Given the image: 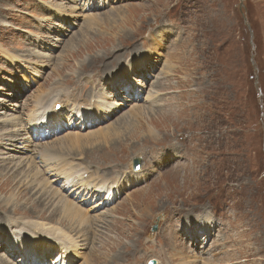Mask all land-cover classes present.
<instances>
[{
  "label": "rangeland",
  "instance_id": "rangeland-1",
  "mask_svg": "<svg viewBox=\"0 0 264 264\" xmlns=\"http://www.w3.org/2000/svg\"><path fill=\"white\" fill-rule=\"evenodd\" d=\"M131 4L146 9L137 16L123 12L114 23L105 20L108 12ZM112 36L114 43H95ZM56 83L65 88L57 90L52 110L62 111L63 126L41 142L82 168L99 165L128 181L111 199L96 192L82 203L99 208L90 212L97 224L89 232L96 234L74 256L66 254L73 264H86L90 253L96 264H264V0H0L1 166L21 163L20 169L30 170L38 162L39 170L53 173L50 181L55 178L54 169L40 162L39 142L24 149L1 140L21 126L28 131L36 96L53 95ZM115 85L123 92L109 98L111 114L76 127L70 110L87 113L99 97L94 96ZM126 115L139 126L133 132L135 123L123 128L122 142L72 151L60 143L63 136L97 133ZM151 119L160 122L151 125ZM183 137L190 160L169 171L173 163L179 166L181 156L171 148L180 147ZM135 158L141 159L139 170L133 169ZM143 189L146 210L137 197ZM62 191L81 203L71 189ZM5 195L0 192L1 205ZM2 209L5 232H25V215L9 217ZM199 209L186 213L183 222L170 218ZM1 232L0 262H8ZM18 257L14 264H20Z\"/></svg>",
  "mask_w": 264,
  "mask_h": 264
},
{
  "label": "bare ground",
  "instance_id": "bare-ground-1",
  "mask_svg": "<svg viewBox=\"0 0 264 264\" xmlns=\"http://www.w3.org/2000/svg\"><path fill=\"white\" fill-rule=\"evenodd\" d=\"M105 1L106 0H100V3L104 4ZM107 1L109 2V4L112 3V0H107ZM145 7L146 6L139 4L126 5L125 8L117 7L116 9L108 12L105 15V20L114 23L118 17H122L123 12L133 13L134 16H137L139 12L144 11L146 9ZM158 10L160 9L157 7L156 11ZM66 11L67 10L65 9L64 12ZM71 11L74 12L73 10ZM154 34L155 33L153 32L152 37ZM160 37H163L162 33ZM112 39H114V36H112L111 38L99 37V39H97L95 43L97 42L98 44L99 41L100 42L105 41L106 45H109L110 43H114V40ZM73 40L74 38L71 39V41ZM70 42L69 44H71ZM96 58H101V57H96ZM139 68L141 69L144 68V64L141 62V60L138 63V69ZM128 77L135 78L133 74H129ZM114 78L115 76L112 77V81H113L112 83H115L117 81L116 80L114 82ZM116 78L121 79L122 77L121 75H117ZM123 83H124L123 88L126 89L125 85L128 84V81L124 80ZM53 88L54 89L51 94H53L54 96L48 95L49 92L47 93L48 96H44L43 93L36 96L35 105L32 111L30 112V114L28 115L29 118L27 120L29 123V126L27 127L28 131L21 132L22 131L21 129L22 126H21L17 130L18 133L15 136L9 137L5 140H1V143L7 141V143H5L6 146L11 145L15 147L17 143H19L20 145L24 146V149H29L27 147H29L31 144H33L34 142H39L36 143V145H43L40 149V156L42 159L40 162L42 161L47 162L48 164L47 167L53 168L54 170L52 172L56 173V175L54 176L55 178H53V180L50 181V177H53L52 176L53 173L51 174V176H49L42 169L39 170L38 169L39 166L37 164L38 162L33 163V159L32 161L30 160L31 163H33L31 166L32 168L30 170L29 169L26 170L23 168L20 169L21 163H15V164L13 163L14 165H11V163H7L5 165L2 164L3 162L1 163L4 166L0 165L1 166L0 192L6 191V195L3 198L4 200H2L3 204L1 205L0 202V207L3 208L2 212H5L9 217L12 216L13 214H23L26 217V222L23 223V225L21 226L22 228L24 225H26V227L22 228L24 229L25 232L12 231L11 233L5 232L6 229H4V225H2V221H4L3 216L1 217L0 231H3L1 233L2 235L5 236L4 237L5 241L3 242L2 247L8 250L7 253L9 254L6 257V260L8 262H0L1 264H14L13 261L16 259L17 255L19 256L17 258V261H19L20 264H56L58 261H60V264H69V262L70 264H73L74 260L71 257L76 254L75 250L79 249L78 246L79 245L85 246V244L87 243L86 237L90 236L91 234V237H93L94 239V235L96 234L95 232H89L90 230L94 229L93 226L97 224L96 216H93L92 213L90 212L91 211L96 212L99 210V208L92 207V210H89L82 203H84L85 201L93 200V194H95L96 192H103L104 194L107 193L108 195H106V198L111 199L118 192L121 191L123 186L125 187L128 184V181L126 183L123 181L120 182V178L118 174H114L115 172L112 173L111 171H107V170L105 171L102 168H98L99 165L96 166L94 164L95 166L94 168L92 167L87 169L82 168L84 167V165L81 162L76 163L74 159H72V161H69L67 154L62 155L60 151L52 150L50 149V147L46 145L47 143L44 144L41 142L44 140L45 137H47L46 135L47 133L51 134L55 132L58 128H62L63 126L64 114L61 113L62 111H54L52 109L55 106L54 100L58 99L59 97L57 90L63 89L65 87L60 83H56L55 86H53ZM123 88L122 86L120 87L119 85L118 86L115 85L110 90L107 89H105V91L103 90L102 92L98 93V95L94 96V97L99 96L96 100V103L93 104L95 105L94 108L92 109L85 108L87 109V113L81 112V109H78L75 112L73 110H70L71 112L70 119L71 118L73 119V117L76 116V118L78 119V123L77 121H75L76 127L83 124L94 125L96 122L101 121L109 114H111L110 111H112L114 108V105L112 104L113 102L112 100H109V98L114 96H122V94L120 93ZM74 103L76 105L75 100ZM105 108L108 111H105V113L103 114ZM40 110L47 112V114L42 113ZM49 111H51V113H49ZM137 111H138L137 112L138 115L144 114L145 117L146 111H144V109L138 108ZM76 112H80V113L76 114ZM159 122L160 120L151 119L150 123L151 125L153 124L157 125ZM21 123H22L21 120L17 122L15 121V123H13L11 127L20 126ZM132 123H135L134 116L126 115L125 117L118 120L111 126L105 127L104 129L97 131V133H93V134L90 133L87 135L86 134L80 135L74 133V134H69L66 137L63 136L64 138L60 140V143H62V145L67 144V147L71 149V151L72 149L75 148H81V150H85L86 148L89 147L100 148L102 144L106 145L107 148V145L109 144H113L115 142H122L123 140L119 141V139L121 138V134L123 133L122 129L129 128ZM137 126L139 125H136L135 123V126L132 129H130V132L136 130L138 128ZM148 131L150 133H153V129H151V126H148ZM1 135L2 134H0V137ZM182 136H188V134H183ZM198 138L203 139L202 136L201 137L198 136ZM184 139H185L184 137L178 139L182 141V142L180 141L182 144L180 147L176 146V148L174 149L171 148L172 151L180 154L181 161L179 163V166H177L176 163H173L172 167L168 169L169 171L172 169L175 170V168L177 169L186 161L188 163V160H190L189 157L192 151L189 152V147L183 146ZM204 140H206V138H204ZM10 143H14V144H10ZM52 161L58 162L57 164H55L56 166H58L60 162H62V166L56 169L54 168L55 165H52L53 164ZM170 162H173L172 159ZM170 162H168L169 166H170ZM163 167H164V163H163ZM134 172L133 170H131V173L133 175L136 174ZM166 172L168 171L167 170L164 171V173ZM160 176L161 175L159 174L154 179L156 180ZM43 178H45L44 183H43L44 181ZM73 178H76L78 182L74 183ZM25 180L26 181L28 180L32 184V187L28 188L29 186H25ZM59 180H64V184H63L64 186L62 188H57L55 185ZM130 180L132 181L137 180V178L131 177ZM66 189H71V191L75 193L76 198H78L79 202L81 203H78V201L72 199V196L62 191ZM139 194L140 195H137V197L141 198V200L139 201L142 203V210H146V206L144 204V198H143L144 195L146 194V191L143 189L139 191ZM23 201H25V203H23L25 205H22ZM201 212L202 209L196 210L195 212L186 211L183 214L180 213L173 214L170 218H172L173 220L180 219L183 222V218L186 213H201ZM161 215L164 216V213H162ZM9 217L7 221L8 223L15 222ZM208 219H211V216ZM208 219L206 217L207 221ZM33 231L38 232L39 235L30 234ZM190 231L196 232L197 230L195 228H192L191 230H189V232ZM52 238L55 239L56 241L54 242ZM81 238H84L82 239L83 241H80ZM184 251L191 256L194 254L193 252L192 253L188 252V248H186ZM68 253H70L72 256L66 257V254ZM54 254L56 255L53 258H51ZM85 261L86 264L97 263V262L95 263V259L93 260L91 253L89 256H87ZM156 264H159V262L157 263L156 261Z\"/></svg>",
  "mask_w": 264,
  "mask_h": 264
},
{
  "label": "water",
  "instance_id": "water-1",
  "mask_svg": "<svg viewBox=\"0 0 264 264\" xmlns=\"http://www.w3.org/2000/svg\"><path fill=\"white\" fill-rule=\"evenodd\" d=\"M253 65H254V59H252ZM256 87L258 88V82H256ZM141 168V159L140 158H135L133 160V169L134 170H139ZM157 230V225L153 227V231ZM149 264H156L155 260H151Z\"/></svg>",
  "mask_w": 264,
  "mask_h": 264
}]
</instances>
